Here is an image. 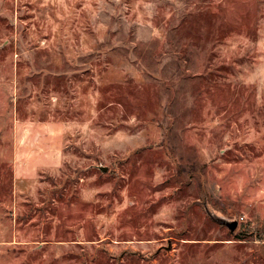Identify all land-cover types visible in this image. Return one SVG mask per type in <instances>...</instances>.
<instances>
[{
	"label": "rangeland",
	"instance_id": "374dc122",
	"mask_svg": "<svg viewBox=\"0 0 264 264\" xmlns=\"http://www.w3.org/2000/svg\"><path fill=\"white\" fill-rule=\"evenodd\" d=\"M0 264H264V0H0Z\"/></svg>",
	"mask_w": 264,
	"mask_h": 264
},
{
	"label": "water",
	"instance_id": "95a60500",
	"mask_svg": "<svg viewBox=\"0 0 264 264\" xmlns=\"http://www.w3.org/2000/svg\"><path fill=\"white\" fill-rule=\"evenodd\" d=\"M104 169H106V168H104ZM226 224L231 230H234L237 226V221L227 222Z\"/></svg>",
	"mask_w": 264,
	"mask_h": 264
}]
</instances>
